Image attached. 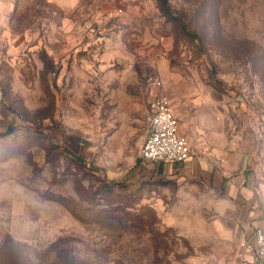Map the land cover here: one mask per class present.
Wrapping results in <instances>:
<instances>
[{"label":"rangeland","instance_id":"rangeland-1","mask_svg":"<svg viewBox=\"0 0 264 264\" xmlns=\"http://www.w3.org/2000/svg\"><path fill=\"white\" fill-rule=\"evenodd\" d=\"M159 89L196 146L246 153L264 219V0L0 12V264H251L223 193L142 174Z\"/></svg>","mask_w":264,"mask_h":264},{"label":"crops","instance_id":"crops-1","mask_svg":"<svg viewBox=\"0 0 264 264\" xmlns=\"http://www.w3.org/2000/svg\"><path fill=\"white\" fill-rule=\"evenodd\" d=\"M14 0H0V12L10 7ZM180 119V118H179ZM181 120V119H180ZM192 145V155L180 164L144 163L142 174L152 178H163L177 182L200 180L218 190L237 207L238 230L243 240L249 239L256 226L264 223L263 210L253 201V176L249 171V159L237 148L219 149L196 146L182 128ZM264 228V227H263ZM251 264H255L253 256L248 254Z\"/></svg>","mask_w":264,"mask_h":264},{"label":"built area","instance_id":"built-area-1","mask_svg":"<svg viewBox=\"0 0 264 264\" xmlns=\"http://www.w3.org/2000/svg\"><path fill=\"white\" fill-rule=\"evenodd\" d=\"M161 86V82L158 81ZM193 153L190 139L180 131L170 95L163 89L155 92L147 109V129L139 157L143 163L180 164ZM255 264H264V228L256 226L249 239L243 241Z\"/></svg>","mask_w":264,"mask_h":264},{"label":"trees","instance_id":"trees-1","mask_svg":"<svg viewBox=\"0 0 264 264\" xmlns=\"http://www.w3.org/2000/svg\"><path fill=\"white\" fill-rule=\"evenodd\" d=\"M162 7L168 10V0H160ZM185 30L187 29V26L184 27ZM15 256H10L5 259L4 264H27L23 260H19V257L16 256V254H13Z\"/></svg>","mask_w":264,"mask_h":264},{"label":"water","instance_id":"water-1","mask_svg":"<svg viewBox=\"0 0 264 264\" xmlns=\"http://www.w3.org/2000/svg\"><path fill=\"white\" fill-rule=\"evenodd\" d=\"M13 132V129L12 128H8L7 131L3 132L2 135L5 136V135H8V134H11Z\"/></svg>","mask_w":264,"mask_h":264}]
</instances>
